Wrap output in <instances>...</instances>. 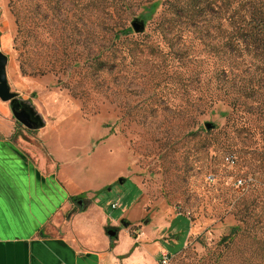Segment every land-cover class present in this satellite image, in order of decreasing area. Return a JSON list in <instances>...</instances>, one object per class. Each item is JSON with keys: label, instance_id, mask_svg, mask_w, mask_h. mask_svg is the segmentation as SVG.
Returning a JSON list of instances; mask_svg holds the SVG:
<instances>
[{"label": "rangeland", "instance_id": "374dc122", "mask_svg": "<svg viewBox=\"0 0 264 264\" xmlns=\"http://www.w3.org/2000/svg\"><path fill=\"white\" fill-rule=\"evenodd\" d=\"M90 4L0 0L9 85L45 124L21 127L0 99V138L124 219L155 264H264L262 57L233 56L225 20L166 30L163 7L137 34L142 6Z\"/></svg>", "mask_w": 264, "mask_h": 264}, {"label": "crops", "instance_id": "0c3cea01", "mask_svg": "<svg viewBox=\"0 0 264 264\" xmlns=\"http://www.w3.org/2000/svg\"><path fill=\"white\" fill-rule=\"evenodd\" d=\"M79 194L87 196L67 188L20 143L0 138V264H155L144 239L121 227L96 197L78 209L71 196Z\"/></svg>", "mask_w": 264, "mask_h": 264}, {"label": "trees", "instance_id": "16d2710c", "mask_svg": "<svg viewBox=\"0 0 264 264\" xmlns=\"http://www.w3.org/2000/svg\"><path fill=\"white\" fill-rule=\"evenodd\" d=\"M90 0L93 9H104L117 5L130 9L140 5L143 8L141 19L152 20L159 8L170 11L166 30L183 31L187 28H199L203 22L218 20V29L222 30V20L226 22L227 46L233 56L241 58L244 50L254 52V58L264 60V0ZM202 28V27H200ZM130 27L120 31L117 38L132 34ZM125 180V179H124ZM78 209L84 210L90 200L85 194L71 196ZM80 203H82L80 205ZM76 210V209H75ZM238 227L228 236L232 239L238 233ZM114 238V236L112 237ZM114 244V243H113ZM112 244V246H113Z\"/></svg>", "mask_w": 264, "mask_h": 264}, {"label": "water", "instance_id": "95a60500", "mask_svg": "<svg viewBox=\"0 0 264 264\" xmlns=\"http://www.w3.org/2000/svg\"><path fill=\"white\" fill-rule=\"evenodd\" d=\"M146 21L143 19L136 18L133 20L131 26L135 33L140 34L143 33L146 29ZM7 64L8 57L0 51V99L3 102H10L11 110L15 119L21 123L25 128L35 131L44 127V121L41 116L35 111V109L26 104L25 102H21L20 105H17L18 102V93L13 92L9 85L8 75H7ZM206 130L212 131L215 129V125L211 122L205 123ZM119 182L122 183L123 179H119ZM126 225V223H124ZM127 226V225H126ZM108 234L111 236H115L117 231L114 229H110Z\"/></svg>", "mask_w": 264, "mask_h": 264}, {"label": "flooded vegetation", "instance_id": "af4514ba", "mask_svg": "<svg viewBox=\"0 0 264 264\" xmlns=\"http://www.w3.org/2000/svg\"><path fill=\"white\" fill-rule=\"evenodd\" d=\"M18 102H19V104L17 103V105H20V103L23 101V102H25L24 100H22V99H20L19 98V96H18ZM26 103V102H25ZM26 104H29V103H26ZM21 105H22V103H21ZM30 105V104H29ZM31 106V105H30ZM10 108H11V105H10ZM17 121V120H16ZM18 122V121H17ZM18 124H20V126L21 127H24L21 123H19L18 122ZM29 130V129H28ZM30 131H32V130H30ZM16 134V133H15ZM17 135V134H16ZM6 138H10V139H13V140H15V136H14V134L12 133L9 137H6ZM16 142H18V143H20L21 145H22V147L24 148V150L26 151V152H30L31 151V153H33V155L35 156V161H37V163H39L41 166H43V164L41 163V162H39V158L37 157V155H36V152H35V148H33L32 146H30V144L28 143V142H25V140H22V139H17V140H15ZM46 165H47V163H46ZM47 167V166H46Z\"/></svg>", "mask_w": 264, "mask_h": 264}, {"label": "built area", "instance_id": "2783aa9c", "mask_svg": "<svg viewBox=\"0 0 264 264\" xmlns=\"http://www.w3.org/2000/svg\"><path fill=\"white\" fill-rule=\"evenodd\" d=\"M117 205H113V207H116ZM170 258L169 253H163L161 258V264H166L168 262V259Z\"/></svg>", "mask_w": 264, "mask_h": 264}]
</instances>
